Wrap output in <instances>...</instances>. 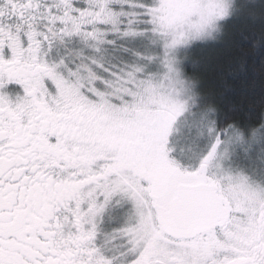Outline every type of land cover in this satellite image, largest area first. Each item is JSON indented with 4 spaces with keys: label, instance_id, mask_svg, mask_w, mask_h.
I'll return each instance as SVG.
<instances>
[{
    "label": "snow or ice",
    "instance_id": "1",
    "mask_svg": "<svg viewBox=\"0 0 264 264\" xmlns=\"http://www.w3.org/2000/svg\"><path fill=\"white\" fill-rule=\"evenodd\" d=\"M0 264H264V0H0Z\"/></svg>",
    "mask_w": 264,
    "mask_h": 264
}]
</instances>
